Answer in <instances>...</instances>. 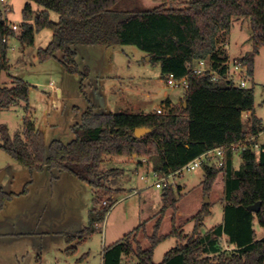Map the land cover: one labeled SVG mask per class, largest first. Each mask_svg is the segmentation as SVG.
Masks as SVG:
<instances>
[{"label": "trees", "instance_id": "obj_1", "mask_svg": "<svg viewBox=\"0 0 264 264\" xmlns=\"http://www.w3.org/2000/svg\"><path fill=\"white\" fill-rule=\"evenodd\" d=\"M30 1L41 9L33 10ZM158 4L146 8L125 6L129 0H27L22 8L23 21L16 34L6 20H0V76L9 69L8 38L17 36L22 48L33 44L35 32L47 27L51 41L37 52L40 61L62 52L61 63L69 73L81 74L76 62L78 44H132L143 50L152 62L160 65L163 79L168 74L188 76L189 87L182 102L171 106L163 103L165 112L148 113L97 112L90 104L80 114V121L72 126L74 138L64 143L52 140L45 145L43 134L26 115L21 133L9 135L0 125V148L29 171L58 169L67 171L87 183L95 193V206L89 210L88 223L80 230L68 233V242L79 243L96 231L113 204L112 190L105 183L117 168L102 171L107 155L146 156L159 174L181 168L202 153L258 133L263 126L254 115V91L225 83H214L208 74H194L187 61L209 58L222 72L227 58L219 47L222 32L228 34L235 19L249 18L250 51L242 57L253 73L254 56L264 46V0H153ZM49 11L58 20L49 18ZM33 18V23L29 20ZM227 42L224 41V44ZM87 70H84L86 72ZM8 85L0 78V110L23 101L28 107L30 85L12 77ZM185 104V105H184ZM79 112V109H76ZM250 112L244 124L243 113ZM137 127L149 128L142 136H135ZM241 164L233 168L232 153L227 152L223 166L203 164V194H209L219 173L224 175L222 221L203 235H195L184 244L169 248L159 263L153 261L156 245L166 236H175L177 210L175 186L163 188V205L155 222L149 244L136 249L131 232L104 246L102 264H122L123 258L134 254L136 264H264V235L257 236L255 224L264 229V143L258 153L244 150ZM14 193L0 190V210ZM106 196L110 205H99ZM260 202L258 211L248 209ZM171 207V231L157 235L165 210ZM210 213L209 204L194 214V228L201 225ZM139 228V227H136ZM134 231V229H133ZM226 236L227 247L220 239ZM232 248L229 251V247ZM68 247L67 253H74ZM81 256L79 260H82Z\"/></svg>", "mask_w": 264, "mask_h": 264}, {"label": "rangeland", "instance_id": "obj_2", "mask_svg": "<svg viewBox=\"0 0 264 264\" xmlns=\"http://www.w3.org/2000/svg\"><path fill=\"white\" fill-rule=\"evenodd\" d=\"M25 2L27 0L0 1V20L16 24V34L23 21L22 8ZM30 3L34 11L41 9L33 1ZM157 4L153 0H129L125 6L151 8ZM5 6L9 7L6 11ZM49 18L57 21L58 14L49 11ZM240 19L238 22L236 19L232 22L227 35L222 32L223 43H219V47L224 49L227 46L229 57H233L238 50L244 52L250 48L249 18ZM29 22L33 23V18ZM51 38L52 31L47 27L36 31L33 44L24 48L21 47L17 36L8 38L9 69L2 71L1 81L10 83L14 76L30 85L28 107L25 102L19 101L0 110V125L6 128L9 135L22 132L23 119L28 115L34 121L36 129L42 132L46 146L54 139L67 143L74 138L72 126L80 121L81 112L90 104H94L98 112L136 113L152 111L156 107L165 112L166 107L162 103L167 97L174 102L180 99L176 105L182 102L185 90L167 86L161 76L159 63L150 61L147 54L135 45H75L73 47L76 51V62L81 71V74H76L66 71L60 60L62 57L60 51L56 52L55 57L43 61L38 59V50L45 48ZM226 40L227 43L224 44ZM252 82L254 115L264 126V47H261L256 57ZM58 87L61 89L59 94L56 90ZM76 109H79V112H76ZM249 115L250 112L243 113L244 124ZM258 141L264 143V133L259 134ZM232 164L235 169L240 167L239 152L233 153ZM115 166L125 171L126 178L121 170L113 171L107 177L105 183L111 188L112 193L120 189L121 185L126 188L139 187L140 194L136 197L140 199V206L144 209L140 214L141 218L161 208L160 197L163 189L153 185L155 178L152 171L149 173L137 171L134 165L126 161H120ZM109 167L101 165L104 172ZM1 173L3 176L0 180V190L14 195L5 201L0 210V264H65V260L70 262L80 257L79 253L72 256L73 253L66 252L65 236L68 232L80 230L87 225L89 210L96 204L93 189L67 171L44 169L31 172L0 148ZM203 179V166L193 171H184L176 177L174 192L179 201L175 211V216H178V221L175 217V236H170L156 245L153 252L155 263H159L164 253L175 244V238L176 244H184L195 235V232L203 235L222 221L224 175L219 173L207 195L210 213L204 217L195 231L193 216L203 206L205 198L201 187ZM103 201H106V204H103ZM110 203L111 200L104 196L99 205ZM116 208V212L122 215V203ZM172 212L171 210L170 216L166 215L163 218L160 232L170 230ZM158 216L159 213L151 221H143L137 225L143 219L122 221L121 218L119 221L113 214L112 220L116 219L119 222L116 221L114 225L108 227L105 217L86 241V248H90L88 264H100L102 247L111 242L109 235L112 234L108 233L118 230L120 232L118 225L123 228V232L137 225L139 228L135 227L134 231H130L132 245L134 249L137 244L142 248L147 247L148 238L154 233ZM255 227L258 236L264 235L261 226L255 224ZM160 232L158 228L157 235H160ZM120 236L117 235L113 240ZM220 243L227 247L225 238H221ZM228 249L230 251L231 248ZM122 264H136L134 254L124 257Z\"/></svg>", "mask_w": 264, "mask_h": 264}, {"label": "built area", "instance_id": "obj_3", "mask_svg": "<svg viewBox=\"0 0 264 264\" xmlns=\"http://www.w3.org/2000/svg\"><path fill=\"white\" fill-rule=\"evenodd\" d=\"M0 1L3 2L4 0ZM8 9V6L4 7L5 11ZM8 25L12 30L17 29V25L14 23H10ZM186 66L188 70L194 74H208L210 80L214 83H225L239 88H249L252 86V74L249 72L248 62L245 61L242 56L229 57L227 55V58L221 64V66L224 67L222 72L219 70L221 67L215 68L213 66V61L209 58L187 61ZM165 82L169 87L182 88L183 90H186L189 87L187 75L176 77L170 73L166 76ZM155 111L157 113H162V109L160 107L156 108ZM261 133H264V126L256 134L249 135L246 138L229 144L214 147L202 153L174 172L162 175L152 170V175L155 178L153 185L156 188L161 189L170 185L175 186L177 176L181 175L184 171H193L203 164L223 166L228 151L233 154L234 152L241 153L244 150H251L257 154L263 144L258 141V136ZM141 178H143V176H141ZM103 204H106V201H103Z\"/></svg>", "mask_w": 264, "mask_h": 264}, {"label": "crops", "instance_id": "obj_4", "mask_svg": "<svg viewBox=\"0 0 264 264\" xmlns=\"http://www.w3.org/2000/svg\"><path fill=\"white\" fill-rule=\"evenodd\" d=\"M241 19L239 18V19H236V21L238 22V21H240ZM250 37V36H249ZM227 43V42H226ZM264 47V46H263ZM250 49H251V44H250V48L249 49H246L244 52H239V50H238V52H236V54H234V56L233 57H235V56H243L246 52H248V51H250ZM260 50H261V47L259 48V50H258V52L255 54V56H254V64H255V60H256V57L259 55V52H260ZM224 51H225V53L229 56L230 54H229V51H228V47L226 46V47H224ZM146 53V52H145ZM147 54V53H146ZM147 59V58H146ZM254 64H253V73H252V75L254 74ZM11 82V81H10ZM6 83V82H5ZM253 83V82H252ZM8 85H10L11 83H7ZM57 92H58V94L59 93H61V89L58 87L57 89ZM166 100H168L169 101V103H170V105L171 106H174V105H176V103L177 102H179L180 101V99L178 100V101H176V102H174L173 100H171L170 98H166ZM163 105H164V103H162ZM161 104V105H162ZM94 105V104H93ZM136 106H138V105H136ZM156 108H158V107H156ZM95 109V108H94ZM153 110H155V108L154 109H152V111ZM96 111V110H95ZM152 111H139V112H136V113H148V112H152ZM98 112V111H97ZM116 156H122L123 158L122 159H117L116 158ZM232 158H233V154H232ZM120 161H126V162H128V163H130V164H132V165H134V169L135 170H142V171H145L146 173H149V172H151L152 170H153V168H152V164H151V162L150 161H148V159L146 158V157H143V156H137V155H135V154H133V155H130V156H126V155H107L105 158H104V161H103V163L102 164H105V166H107V165H109L110 167H109V169L110 168H117L118 170H121V172H122V174L125 176V178H126V174H125V171L122 169V168H120V167H118V166H115V164L116 163H118V162H120ZM234 168V167H233ZM235 169V168H234ZM124 178V179H125ZM140 178H141V176H140ZM142 179V178H141ZM122 183H123V179H122ZM180 185V184H179ZM140 190L141 189H139V187H132V188H126L124 185H121V187H120V189H118L117 191H115L114 193H112V199H113V204H112V206H111V208L109 209V211L106 213V215H105V217H106V226L108 227L109 225L110 226H112V225H114V223H116V221L119 219V221H120V219L122 220V221H126V220H131V219H143L142 221H140L137 225H140L143 221H151L153 218H155L156 217V215H157V213L159 212V210L161 209H159V210H157V211H155V212H153L152 214L150 213V214H148V216L146 215V216H144L143 218H141V216H140V214H142V211L144 210V209H142L141 208V206H140V199H138V197H136V195L137 194H140ZM162 195H163V193L161 194V197H160V201H161V207H162V205H163V198H162ZM179 201V200H178ZM178 201L176 202V206H177V203H178ZM122 203V215H121V213L120 212H116V210H117V208H116V206L118 205V204H121ZM178 207V206H177ZM93 208V207H92ZM91 210V209H90ZM171 208L170 207H168L166 210H165V213H164V216H163V218H165V216L167 215V216H170L169 214H171ZM113 214H115V218L117 219H114V220H112V217H113ZM121 215V216H119V215ZM190 216H193L192 214H190ZM104 217V218H105ZM163 218H162V221H161V224H160V227H159V232H160V228H161V225H162V222H163ZM119 221H117V222H119ZM176 221H178V216H176ZM136 225V226H137ZM86 226V225H85ZM119 227V229H120V232H119V230H118V232H113V231H111V233H108V234H112L111 236L109 235V238L111 239V240H109V241H111V242H109L108 244H110V243H112V242H114V241H116V240H118L119 238H121L124 234H126V233H128V232H130V231H132L136 226H134L132 229H130V230H128V231H126V232H123L124 230H122L123 228H121V226L120 225H118ZM107 227H106V230H107ZM83 228V227H82ZM256 228V227H255ZM170 230H171V225H170ZM170 230L168 231V232H160V235H168L169 233H170ZM77 231V230H76ZM73 231H71V232H68V233H72ZM67 233V234H68ZM107 233V231L104 233V235ZM118 233V234H117ZM66 234V235H67ZM117 235H121L118 239H116V240H113V239H115L116 237H117ZM202 235V234H201ZM91 236V235H90ZM89 236V237H90ZM173 237L172 235H168V236H166L164 239H168L169 237ZM258 236V235H257ZM261 236H263V235H261ZM261 236H258V237H261ZM66 238V243H67V246H66V248H68V247H74L75 248V251H74V253L72 254V256L73 255H77L78 253H79V255H80V257L81 256H84V258L82 259V260H79L80 259V257H78L77 259H74V260H71L70 262H66V260L64 261L65 262V264H88L90 261H89V259L87 258L88 257V249H90L89 247L88 248H86V241H87V239L89 238V237H87L85 240H83V241H81V242H79V243H75V242H68V240H67V236H65ZM175 238V237H174ZM222 238H226V236L225 235H223V237ZM163 239V240H164ZM162 240V241H163ZM175 241H174V245L173 246H175V245H177L176 244V238L174 239ZM161 242V241H160ZM159 242V243H160ZM107 244V245H108ZM104 245V244H103ZM104 246H106V245H104ZM104 246L102 247V250H103V248H104ZM143 246H145L144 244H143ZM172 246V247H173ZM171 248V247H170ZM229 248H232V246L231 247H229ZM87 249V250H86ZM102 250H101V260H100V264H102V262H103V260H102ZM165 254V253H164ZM86 257V258H85Z\"/></svg>", "mask_w": 264, "mask_h": 264}, {"label": "water", "instance_id": "obj_5", "mask_svg": "<svg viewBox=\"0 0 264 264\" xmlns=\"http://www.w3.org/2000/svg\"><path fill=\"white\" fill-rule=\"evenodd\" d=\"M149 58V56L147 57ZM185 105V104H184ZM149 131V128H146V127H137L134 129V135L135 136H142L144 133L148 132ZM2 176H3V173L0 174V180L2 179ZM209 202V199H208V196L206 195L205 198H204V204H207ZM260 207V202H256L252 205H249L248 206V209L251 210V211H258Z\"/></svg>", "mask_w": 264, "mask_h": 264}]
</instances>
